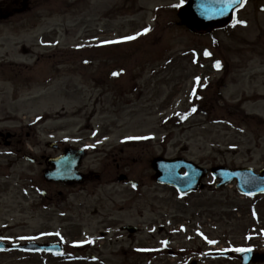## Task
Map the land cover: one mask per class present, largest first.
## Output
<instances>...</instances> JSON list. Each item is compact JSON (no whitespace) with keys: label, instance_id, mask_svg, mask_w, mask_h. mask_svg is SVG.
Returning <instances> with one entry per match:
<instances>
[{"label":"rangeland","instance_id":"obj_1","mask_svg":"<svg viewBox=\"0 0 264 264\" xmlns=\"http://www.w3.org/2000/svg\"><path fill=\"white\" fill-rule=\"evenodd\" d=\"M29 1L25 11L26 0H0L6 13L17 9L0 19V131L17 132L25 151L52 139L97 142L84 162L102 180L64 189L44 209L40 168L0 145V239L65 246L60 256L0 251V264H239L206 252L218 238L260 240L264 196L207 177L180 197L153 181L151 161L264 167V0H248L230 28L198 35L179 22L182 0ZM123 37L139 39L100 45ZM111 151L139 189L109 182Z\"/></svg>","mask_w":264,"mask_h":264},{"label":"water","instance_id":"obj_2","mask_svg":"<svg viewBox=\"0 0 264 264\" xmlns=\"http://www.w3.org/2000/svg\"><path fill=\"white\" fill-rule=\"evenodd\" d=\"M242 3V0H190L188 4L179 8L178 14L182 20V22L193 32H205L211 31L216 28H223L227 26L233 20L234 10L239 7ZM159 165L157 160H155L154 166ZM166 167L170 166L175 168L178 171L183 165L175 164L174 162H169ZM179 172V171H178ZM176 172L175 176L179 175ZM193 173L191 172L188 175V178L193 177ZM63 173H58L57 178L63 179ZM195 175V174H194ZM167 177L166 181H174L175 177L164 176ZM261 180V179H259ZM190 186L184 185L181 186L182 189H186ZM131 232H134V228L128 227ZM6 245L0 242V248H4ZM15 248H24L30 250L41 249L42 246L31 243L28 245L14 246ZM51 249H56L55 246L49 247Z\"/></svg>","mask_w":264,"mask_h":264},{"label":"flooded vegetation","instance_id":"obj_3","mask_svg":"<svg viewBox=\"0 0 264 264\" xmlns=\"http://www.w3.org/2000/svg\"><path fill=\"white\" fill-rule=\"evenodd\" d=\"M2 13L3 10H2ZM0 135L2 136V133H0ZM15 136L12 135V139ZM11 139V145H13V140ZM21 139H19L18 143H21ZM46 146H48L49 148L53 146L52 143H47ZM70 147V145H65L63 142L59 141L58 144L56 145V148L53 153H51L46 147H44L39 153L38 156H33L32 153L30 154V157H27L26 155H24L26 158L30 159L32 162L34 163H38L39 166L42 167L41 171L44 173V171L46 169L49 168L50 164H53L58 157L62 156L64 154V152ZM19 148V147H18ZM20 151V148L18 149ZM112 167L115 168V171L113 174H110L111 177L109 178L110 181L115 182V178L119 177L120 175H122L121 173V168L125 167V163H122L121 161H119L118 159L115 158V162L111 164ZM124 166V167H123ZM83 171H84V167ZM86 174V181L84 182V184L82 186H85L87 183H91L94 182L96 180L101 181L102 180V175L99 173L94 172L93 170H87ZM118 180V179H117ZM42 183V187H41V200H42V206L44 209H47L49 206H51L54 203L59 204V200L60 197L64 198L65 194L64 192L59 189V188H67V187H72V186H68L67 184H63V183H59V182H49L47 181V179L44 177L43 174V178L41 180ZM126 183V181H125ZM78 186V185H75ZM249 246V244H248ZM250 247H252L254 250V246L253 244L250 245Z\"/></svg>","mask_w":264,"mask_h":264},{"label":"snow or ice","instance_id":"obj_4","mask_svg":"<svg viewBox=\"0 0 264 264\" xmlns=\"http://www.w3.org/2000/svg\"><path fill=\"white\" fill-rule=\"evenodd\" d=\"M230 2V0H229ZM149 29L148 28H145L144 29V32H148ZM125 39H134V37H126ZM205 55H209V53L205 52ZM217 67H219V61H217V64H216ZM113 75H118V73H113ZM199 80V78H197V81ZM195 110V109H193ZM21 239H24V237H21ZM210 243H212V241H209ZM237 251H243V249H237Z\"/></svg>","mask_w":264,"mask_h":264}]
</instances>
